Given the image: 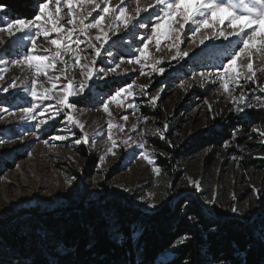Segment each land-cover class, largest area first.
I'll return each instance as SVG.
<instances>
[{
	"label": "rangeland",
	"instance_id": "1",
	"mask_svg": "<svg viewBox=\"0 0 264 264\" xmlns=\"http://www.w3.org/2000/svg\"><path fill=\"white\" fill-rule=\"evenodd\" d=\"M98 2L104 6L102 0ZM111 3L115 7L120 0H111ZM148 3L151 0H140L141 6ZM125 4L129 14L134 15L135 2L129 4V0H125ZM73 7L77 11L83 8L85 14L92 9L87 4H74ZM54 8V4L50 5V9L54 11ZM62 8L64 16L68 9L63 0ZM97 15L98 12L94 11L89 20ZM147 15L141 13L140 18ZM0 18L9 20L2 13ZM111 22L110 14L106 18V26ZM135 22L133 20L129 24L128 30L121 26L118 34L110 33L111 39L104 46L105 49L111 46L113 61L121 57L125 60L117 69L120 75L109 73V85H132L134 92V96L125 94L121 97L122 106L109 105L111 115L105 113L101 106L108 95L104 80L94 81L98 87L91 88L92 99L78 103L75 111L64 109L57 103L62 95L59 87L52 91L54 77L62 71V66L57 64L56 69H48V76L36 78L26 65L15 63L27 52L28 37L20 39L22 34L17 33L10 38L7 33H0L3 40L0 43V69L4 70L0 88L13 80L17 85L16 88L7 87L6 91L0 90V109H8L0 111V140L5 141L0 144V218L34 208L48 212L75 207L83 201L97 202L105 198L104 202H107L111 200L107 197L118 193L126 195L134 207L145 214H154L163 205L172 203L175 197L187 193H194L204 202L214 199L213 205L234 218H257L264 214V136L260 135L264 132V123H247V131L240 125L241 120L248 119L250 112L264 111V92L260 91L264 88V73L258 71L254 81L242 79L239 86L231 88V95L223 92L219 81L202 80L198 75L193 79V75L201 71H220L224 62L222 51L227 41H216L220 47L211 51L203 61L194 60V54L190 53L183 60L171 62L172 53L166 49L168 42L164 41L159 53L155 52L153 45L149 46L153 56L149 57L146 67L128 64L127 60L132 56L129 49L141 43L133 33L146 31L133 29L132 23ZM65 27L72 26L65 24ZM185 31L187 33V27ZM92 35H95V30H92ZM37 45L38 51L50 47L43 36L37 40ZM85 46L80 45L82 49ZM73 55L68 51L64 57L70 69L68 76H75L79 81L82 79L78 75L79 68L71 70ZM81 55H87L89 60L92 58L90 50ZM153 57L164 58V63L157 65L165 69L162 75L152 70ZM109 66L108 57L102 52L96 60V67ZM261 66L264 65L259 61L254 65L256 68ZM33 80H36L38 93L49 90L48 94L55 98L42 104L34 101L27 91ZM113 80L118 83L112 85ZM63 83L65 81L61 79L59 84ZM144 85L147 87L143 88ZM240 93L247 96V103L254 107L237 114L232 110L231 99ZM87 94L88 89L85 91ZM256 96L261 100L254 99ZM153 97L158 99L153 100ZM69 99L70 102L74 99L83 101V97ZM48 105L60 109L55 119H49L53 109L40 115V109ZM28 107L35 110L32 119L23 118V109ZM69 114L78 123L69 121ZM125 115L127 121L122 119ZM42 120H47V123H40ZM109 124L116 126L109 128ZM217 130L226 132L228 136L217 135ZM85 134L87 144L82 139ZM56 136L64 139L55 140ZM77 140L81 142L76 143ZM113 141L116 147H113ZM140 144H144V148H140ZM142 153L152 163L144 159L140 155ZM190 181L199 182L201 190L197 191ZM152 203L156 208L150 207ZM232 207H236L238 212H232Z\"/></svg>",
	"mask_w": 264,
	"mask_h": 264
},
{
	"label": "snow or ice",
	"instance_id": "2",
	"mask_svg": "<svg viewBox=\"0 0 264 264\" xmlns=\"http://www.w3.org/2000/svg\"><path fill=\"white\" fill-rule=\"evenodd\" d=\"M132 2L136 4L134 15L129 14L125 0H120V3L115 7L112 6L111 0H102L103 7L98 0H63V5L67 7L68 12L62 16V0H38L37 13L31 19L17 17L4 21L0 18V25H4L0 26V33H7L10 38L17 33L22 34L20 39H23L24 36L28 37V50L15 63L26 65L32 70L36 78L41 75L48 76V69H56L57 64L62 66V71L54 77L52 91L59 87L62 95L57 103L64 109H71L72 111H75L78 103L92 99L91 88L98 87L94 81H105L104 87L108 89V95L104 97L101 106L104 112L109 115H111L109 105L122 106L121 97L125 94L134 96V92L131 90L132 85L121 87L109 85L107 81L109 73L116 76L120 75L121 73L117 72V69L125 63V60L121 57L118 61H113L111 46L107 49L104 47L111 39L110 33L112 35L118 34L121 26L128 30L129 24L133 20L136 21L132 23L133 29H145L146 31L133 33L134 37L141 43L134 49H129L132 56L127 60L128 64L141 65V68L146 67L149 57L153 56L149 46L153 45L155 52L159 53L164 41L168 42L165 47L172 53L169 62L183 60L189 57L190 53L194 54V60L203 61L211 51L220 47L215 43L216 41H227L228 44L224 46L222 51L224 62L220 71H201L193 75V79L198 75L202 80L210 79L213 83L219 81L223 92L231 95V88L239 86L242 79L254 81L258 71L264 73V66L254 67L257 61L260 65H264V0H151V3L144 6H141L140 0H129V4ZM53 4L55 5L54 11L50 9V5ZM74 4L91 5L92 9L85 14L83 8L77 11L73 7ZM6 9V5L0 4V13L6 12ZM150 9H154V11H150ZM94 11L98 12V15L93 20H89ZM141 13L148 15L145 18H140ZM110 14L112 22L106 26V18ZM65 16L67 17L66 20ZM62 21L64 22L62 23ZM86 21L88 22L86 23ZM65 24L72 27L66 28ZM92 30H95V35H92ZM41 36L50 47L38 51L37 40ZM50 37L51 39H49ZM185 40H187L186 46ZM208 42H212V44L209 45ZM0 43H3L2 39H0ZM115 43L113 41V44ZM81 44H85V48L82 49ZM73 45H75L74 48ZM197 48L200 49L199 52L196 51ZM88 50L92 53L91 60L88 59L87 55H81L82 52ZM68 51L74 53L71 70L74 71L77 67L79 68L78 75L82 77L79 81L76 80L75 76L72 78L68 76L70 69L64 58ZM102 52L108 57L109 67H96V60L102 55ZM82 60L84 63H81ZM163 63V57H153L152 70L158 71L162 75L165 69L163 67L158 68L157 65ZM3 71L0 69V80L4 78ZM61 79L65 81L62 85L59 84ZM117 83L116 80L111 82L112 85ZM16 86V82L13 80L0 90L6 91L7 87L16 88ZM180 86L183 87L184 84L181 83ZM142 87L146 88L147 85ZM86 89H88L87 95H85ZM27 91L34 101L41 104L55 98L48 94L49 90H45L43 94L38 93L36 80L32 81V85ZM260 91L264 92V88H261ZM70 97H83V101L74 99L70 102ZM152 99L155 100L158 97ZM254 99L260 101L261 97L256 96ZM247 100L248 97L243 93L233 97L231 99L232 110L240 114L245 113L246 108L254 107L253 104L247 103ZM131 106L129 105V107ZM49 109H53L49 119H55L56 115H59L60 109L53 105L42 107L40 115H45ZM0 111H8V109H0ZM34 111L31 107L24 108L23 118L32 119ZM209 111H211V107H209ZM67 119L73 123H78L71 114L67 116ZM122 119L127 121L128 117L125 115ZM40 123H47V120H42ZM115 126L109 124V128ZM80 128L83 131L82 124ZM164 129H167V125L164 126ZM260 135L264 136V132H261ZM234 136L233 133V138ZM108 138L111 140V135ZM161 138H164L163 135ZM54 139L63 140L64 137L56 136ZM82 139L85 144L88 143L87 134ZM4 142L0 140V144ZM80 142V140L76 141V143ZM116 146L115 141H113V147ZM139 147L144 148V144H140ZM109 151L111 152V149ZM111 154L114 155L115 153L112 152ZM140 155L152 163L146 154ZM138 158L140 157L138 156ZM190 183L197 191L201 190L199 182L190 181ZM124 190L131 191L130 189ZM254 192L259 193V190L254 189ZM205 203L211 206L215 200H206ZM150 207L156 208V204L152 203ZM231 211L235 213L238 212V209L232 207ZM188 239L190 237L183 236L174 246L183 245ZM211 264H231V262L224 257H216Z\"/></svg>",
	"mask_w": 264,
	"mask_h": 264
},
{
	"label": "trees",
	"instance_id": "3",
	"mask_svg": "<svg viewBox=\"0 0 264 264\" xmlns=\"http://www.w3.org/2000/svg\"><path fill=\"white\" fill-rule=\"evenodd\" d=\"M0 4L7 6L2 13L7 19L37 13L38 2L32 0ZM247 123H264V111L241 120L246 131ZM107 198L0 218V264H211L216 257L264 264V214L234 218L194 193L175 197L154 214L134 207L126 195ZM183 236L190 239L174 246Z\"/></svg>",
	"mask_w": 264,
	"mask_h": 264
}]
</instances>
